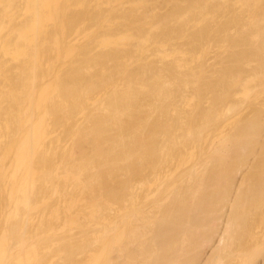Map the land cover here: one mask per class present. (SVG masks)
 Returning <instances> with one entry per match:
<instances>
[{"label": "bare ground", "instance_id": "bare-ground-1", "mask_svg": "<svg viewBox=\"0 0 264 264\" xmlns=\"http://www.w3.org/2000/svg\"><path fill=\"white\" fill-rule=\"evenodd\" d=\"M169 1L170 0H168V3ZM172 1L174 0L170 1V5L171 3L173 5L174 2ZM206 1L207 3H205ZM214 1L211 2L210 0H191L189 2L188 0H186V2H189L191 6L187 11H189L191 14L192 12H194L199 17L198 18L195 15L196 18L194 17L195 19L193 20L192 15L194 13L191 15L192 18L190 16H187V14L184 15L185 13L182 15V13L186 10L182 9L183 5L180 8H177V6L175 5V8L177 9H174V6H172L173 9H170H172L173 12L171 11L167 15H161L159 12H153L154 9L151 8L152 5H150V2L148 0H0V264H112V259H116L115 257H117V255L115 257L111 256L114 250L118 249L115 248L116 246H123L124 244H128L129 240L127 239H130L129 236L131 234L133 236L139 235L136 238L133 237L135 238V240L141 237L143 239V236L146 235L147 230H151L153 228L152 226V228H150V224H148V226L146 223H149V220H151V217L154 214V212L152 214L151 212L154 210L153 207L156 204L150 206L153 208V210L152 208H149L151 214L150 215L148 214L149 212H146L148 211L147 206H149L147 205V203V209L145 208L146 210L143 211L142 205L145 204V200L153 197V200L151 201L156 203L158 199L160 200V198L167 196L165 198H167V201L169 199L170 205L172 204L171 202H175L176 198L174 199L173 196L171 197V199H174V201L169 198L170 195H172L170 191L173 187L170 188L169 193L166 191L168 187H171V185L166 187V185H169V183L164 181L167 179V181H169V179H171L170 177L168 178L169 172L164 170L167 173L166 177L163 172L162 176L165 175V177L167 178H165L164 180H162L160 177L161 173H156V171L158 172L159 169H161L165 160L168 159L167 157L172 156L170 154H175V151L177 150L174 149H180L178 152L182 154L185 153L184 155L180 154L182 155L180 159L181 164L185 165V160L188 162V164L191 163V168L186 167L188 168L189 173L184 171L182 174L188 173V176L189 174L192 175V172L197 174L199 172H197L198 169L200 170V178L202 176L201 180H203V177L205 180L207 178H205V176L207 174L208 176L211 174H209V172L205 173L207 172V170L205 171L204 168H209H207L208 165L204 167V164L202 163L206 160L201 159L205 154L206 158L208 159L205 161L206 165L208 164L206 162H210V158L215 159V153H218L217 155L220 156H216V160L219 158L221 162L222 159L228 157L227 160L229 162V156L224 153L225 149H236V151L232 150L233 153L237 152L238 154L240 152V154L242 155L244 153V156L246 155L245 157L248 158V153H245L246 150L257 149L258 147L259 149L263 148L264 143L258 147L255 145H260L259 141L261 139L264 141V0H219V2H221L218 5H215ZM166 2L167 0L165 1V5H167ZM210 2L213 3V5H215L216 7V13L212 12V15L211 11H213L215 7L213 6L212 9H207V6L210 5H208V3ZM127 3H129L130 5ZM175 3L178 4L177 2ZM193 3L194 5H196L194 6ZM232 3L233 5H231ZM182 4H185V2ZM204 6H206L205 8L207 10L211 11L205 13L206 9L204 8ZM228 6H230V9L228 11L232 13L227 14L228 12L226 8H228ZM231 6L233 7V9L231 8ZM159 7L156 8L160 9ZM166 7L168 8V6ZM166 7L164 9H166ZM210 7L211 5L209 6V8ZM124 9L126 10L123 11ZM187 11L186 13H188ZM166 12L168 13V11ZM158 14H160V16L157 17L156 15ZM172 16L174 17V19L171 18ZM182 16L185 18V21L190 19L187 21L189 24H191L189 21L193 20V23L197 19L198 21H196L193 25L196 24L195 26L198 27L195 29V26L192 27L189 25V27L188 23L184 22V20L182 19ZM185 16L189 18L186 19ZM219 16H222V20L227 18L228 21L224 22L229 25H231L230 22H235V27L234 25L230 27L236 28L237 26L238 32L236 31V33L238 35L234 34V36H237L238 38H234L233 35V38L229 37L230 35L227 34L228 32L226 33V25L224 24V22H222V20L218 19ZM175 18L177 22H173L177 25L175 24V28L173 29L172 27L174 26L171 27V24H174L172 23V20H175ZM230 19L232 21H230ZM116 20H118V22H116ZM166 20H170L171 24L170 22L168 24ZM202 21H206V23L201 25ZM216 23L218 25L215 26ZM123 24L125 28H121L123 27ZM116 25H119L118 27H120V29L116 28ZM218 26H220V30L217 28ZM170 28H172L174 32H172ZM190 28L194 29L193 33H191L192 30ZM222 28L224 29L222 30ZM188 30H190V33L187 32ZM158 33L160 35H158ZM179 33L182 34L181 36L179 35L180 38L182 37V42H185L184 35L188 33V37L191 34L190 39H188L190 41L188 42L186 40L189 45L188 43L186 44V42L183 44H179V42L181 43L180 39H178V43L177 41L175 42V39L178 36L176 35V37L174 34ZM71 34H74L73 38L71 37ZM161 35L163 37H161ZM212 36L213 38L215 37L220 40L219 46H214L212 49L218 48V51H220L219 49L224 47L223 49H225V52H228L227 49L229 48V53H226L228 55H226L225 52V55L222 53L223 49H221V54L214 49L216 51V56H220L218 58L215 57L217 58V61L219 60V63H214L215 67L213 66L214 69L212 68L214 71L210 68L212 74H214V79L213 77L209 76L210 70L208 71V67H206V63L209 62V58L208 61H205L204 63L205 56L208 57L206 55L207 52L210 51L211 46H213L214 44L213 40H218H215V38L213 39ZM208 38H211L213 40L208 42L206 41ZM204 39L208 43L205 44ZM78 40H82L83 43L81 41L80 43H78ZM210 42H212L213 44L211 45ZM217 43H215V45ZM224 44H226V46L228 45L229 47L225 48ZM251 62H254L252 63L254 65H252ZM250 64L253 67H251ZM208 65L210 67V64ZM247 66L253 69L248 70L249 68L247 69ZM188 86H191L195 89H189L191 91L193 90L197 93L200 91L198 93L200 94L198 95L199 97L195 95V93L191 94V91H189L188 93V88L185 89V87ZM202 87L203 90L205 89L206 93L208 91L206 89L208 88L211 94L215 93L214 99L213 97L209 98L210 101L211 99L215 100L211 101L213 102L212 107H210L211 105L209 104L210 109L206 108L208 107V105H206L205 109H203L204 107L201 106L205 99H207L206 101H208L209 97V95H205ZM210 87L214 90L216 88V91H212ZM228 87L231 88V90ZM181 88L187 90L188 95L190 94L189 97H187L188 95L186 91L183 94V89L181 90ZM178 90H181L180 92H182L181 94L183 96L179 94ZM228 91H232L230 92V95ZM99 92L101 93V96L98 95ZM175 94L180 96V98L178 96L176 97ZM201 94L207 97H204L205 99H202L203 96ZM228 95L229 99L235 96L236 100L232 98L231 99L235 100L236 102L229 103L228 100L224 101L223 99L226 100L228 98ZM181 97L182 100H185V102L181 101L183 104L181 103L180 107H190L191 113L187 112L189 109L186 111V108L182 107L180 111L184 109L187 113L185 114V112L182 113L183 111H178V113L176 112L177 114L175 113L174 116L173 110L171 108H175L174 112L175 110L179 109H176L177 105L179 107V104L175 105V103H178L179 100L177 98L181 99ZM194 97L195 100L197 98H201L202 101L200 99H197L198 102L201 101V105L200 103H196L198 105L194 106L195 100L194 102L192 101ZM191 101L194 104H192ZM210 101L209 103H211ZM222 101L225 102L222 104H226L227 106L222 107V105L220 104ZM186 102H188L187 106L186 104H184ZM205 103L206 102H204V104ZM241 103L246 107L247 105L250 106L247 108L251 110L250 112H252V116L249 114V118H242V116H244V114H241V112L243 113V110L241 109L242 111L239 112L241 106L239 104ZM190 104H192V107L189 106ZM219 104L221 105L220 107L218 106ZM174 105L175 107H173ZM244 105L242 106L244 107ZM197 106L198 108L200 107L198 109L200 115L196 114V112H198L196 108ZM201 107L203 111H200ZM150 112H154V114L157 115V117L156 115H154V117L156 118L153 121H151L152 118H154L153 113L151 114ZM228 112H231L236 117H241L242 120L238 121L239 119L233 116V122L235 123V121H237L235 125L231 121H229L232 123L233 128L227 129L230 124L225 127L223 125H226V123H223V121H225V118L227 116L226 114ZM82 114L84 116L86 115V118H84ZM182 114H189L191 117H193L192 115L195 116L194 119L191 120V118L188 117L189 115H187L186 118ZM239 114H241V116ZM77 116L79 117V119L82 117V119H84L85 121L88 120L87 124L84 123L83 125L84 120L80 119L82 121L81 125V122L80 120H78ZM178 116L180 117V119L178 118ZM198 116H200L199 119H197ZM76 118L78 121H76ZM149 118H151V120ZM184 118L185 120H187L186 123L184 121ZM222 126L225 128H223ZM60 128L64 129L63 131H65V134L68 138L66 140V138L64 137L66 143L67 141L69 142L71 140L70 142L72 144L69 142V147H67L65 141L62 139V137L65 135H60L63 131L55 133V129L59 130ZM229 129L231 130V132L233 130H236L237 133L236 131L229 133ZM60 138L62 139L66 147L63 145V142H61ZM207 141L211 143L208 146L209 148L212 149L213 146L212 151L218 149L217 151H215L212 157L207 156L209 148L205 147L207 144H203ZM202 145L204 146L203 148ZM204 148H206L207 152L203 151ZM199 149H202L204 153L206 152L205 154L203 153V155L200 154V151V153L198 152V154H200L199 158L202 155V157L200 158L202 162H200V159L196 157L197 151L195 150ZM219 149L224 150L222 153L227 156L219 153ZM74 151H77V154H74ZM227 151L230 152L231 150ZM249 152L252 153L251 151ZM254 152L255 151L253 150V153ZM211 153L209 154L211 155ZM250 153L249 158L251 155ZM228 154L231 155V153ZM260 154L261 153H258V156ZM263 154L261 156H264ZM180 155L177 156L176 154L177 157L174 155L177 158L176 161H179L178 157L180 158ZM242 155H240L241 158L243 157ZM254 155L256 156V154ZM171 159L173 158L171 157ZM188 159H192V161L193 159L194 161H199L200 163L197 161L196 162L202 164V166H199H201V168L204 167L202 170L205 172H202L201 168L196 169L195 166H198L196 165L197 163L194 162V164L192 161L189 162ZM236 159L237 160L235 161L233 156V160L235 161V163L227 164L226 166L230 165L231 168L234 167L235 169L237 165L236 162H239L243 159L244 161H246L245 158L238 160L237 157ZM233 160H230V162H232ZM168 161L170 162V160H167V162ZM223 161L225 162V160ZM212 162H214V160L210 163ZM224 162L221 163L222 165L224 164L223 167H225L226 163ZM177 163L178 162H176V164ZM210 163L209 165H211ZM218 163L219 161L214 164ZM121 164L122 166L120 167L119 165ZM233 164H235V166H233ZM242 164L240 165L243 167ZM164 165L163 169L166 166ZM220 165L218 164L217 167L219 166V168H222V170H224ZM262 165L264 166L263 163ZM97 166L102 169V172L101 169ZM145 166L149 167V169L153 171L152 173L155 172V176H159V179L157 177V179L154 178V174L151 177L156 179V181L161 179L164 182L160 183L159 181H157V185V182H155L154 180L150 181L155 183H150L149 180L146 181V178L143 177L145 179H143L144 181L142 180V178L136 179L141 180L138 184L143 185L144 182H146V185L144 184L145 186H147V184L149 183L151 185L154 184L153 186H155L156 184L157 187H160L156 188V192H162L161 187L164 186L165 188L162 187L164 189L163 192H160L158 194L164 195L165 192V196L158 195V198L155 197L153 195L155 193L153 186L149 184V186H151L154 190V193L152 194L149 190L150 188H147L146 191V187L143 188L144 185L140 187V185L137 184V182L139 181H136L135 177L134 180L139 186H136V188L145 189L148 194L151 193L153 195L152 197H150L151 195H147L148 198L144 199L145 197H147L145 195L147 193H145L144 191V195L140 194L142 196V198L140 197V199H142L143 201V203H141L142 205H140V202H138V200H141L139 198L136 199V197L139 196V193L135 194L136 190L132 191L135 189V186L134 188H132L133 185H131L132 187H129L130 183L132 182H129V180H133V177H131V179L129 177V180L127 178L122 179V181L124 180L125 183V186H123V188L126 187L127 190L129 189V191H131L130 193L124 188V191H127L126 193L128 196H125L126 193H123L125 197L122 195V191L120 190L122 189V185H120L121 188L119 190L116 189L117 193H115V191L114 193L112 192L114 188L112 185L114 184L111 183L110 185L113 188L111 190L109 189L110 191H107L108 188L106 189L105 185L102 186L104 189H100L103 183L101 182V180H104L106 178L110 179V176H112V178H115V176L118 175L119 172L124 174L122 170L125 171L128 176H135L136 174H139L142 167ZM244 166H246V164ZM94 167L100 169L101 174L99 173V171H96L98 172L97 175L95 171H93L95 174H91V171L94 170ZM186 168L184 167V169ZM255 168L252 169L254 170ZM263 168L264 167H262L261 169L263 170ZM190 169L193 170L191 171V173ZM210 169L211 168H209V170ZM257 169H259V167ZM150 170L147 169L146 171L151 172ZM221 171L218 170V175L216 174L218 172L216 171L215 173L214 171V175L216 174L215 176L218 178V181L226 178H223V176L221 178L219 176L226 172ZM232 171L235 172V170ZM232 171L229 172L231 173ZM149 172L148 175L150 174ZM171 172H173V170H171ZM220 172L222 174H220ZM263 172L261 173V175H264ZM201 173H203V175ZM182 174L181 177H184L185 174L183 176ZM195 174L192 176L196 178L197 175L195 176ZM226 174L228 175V173ZM124 175L127 177L126 174ZM124 175L120 174L119 180L121 176L122 178H124ZM148 175L146 174V176H143L148 177ZM251 175V179L255 177L254 175L253 177ZM103 176L105 177L102 179ZM174 176L175 175H173V177ZM194 177L192 179H195ZM210 177L212 178L213 176ZM250 177L249 180H251ZM261 177H263L262 179H264V176ZM112 178L111 181H113V183L118 179L117 178L114 181V179ZM148 178L150 179V177ZM173 179H171L169 182L172 181V183H174L173 185L175 186V182H173ZM207 179H209V177ZM213 180L210 183L213 184L214 182L213 186L215 188H218L217 185L215 186L217 180ZM186 181H188L187 178L185 182ZM85 182L88 183L87 187H84L86 186ZM118 182L120 183V181ZM128 182L129 184H126ZM69 183L72 185V189L67 185ZM163 183L167 184L164 185ZM106 185L109 184H107L106 182ZM258 185H260L259 182ZM263 185L261 186L263 187ZM118 186L119 184H117V187ZM178 186H181V184ZM68 187L71 189L72 195H70V191L69 193L66 192V189ZM82 187H84V191L86 190L84 193L79 191ZM88 187H90V190L91 187H94L95 189L99 187V189H97V193H106L104 194V197L99 198L100 201H104L107 196L108 198H106V204L101 202L103 204L102 205L101 203L99 204L92 200L88 201L87 197L90 196L88 194V196L86 197L88 202L82 204L83 206L81 207L80 211H78L77 215H75L74 213L79 210L78 207L81 206L80 203L83 201L81 199L82 196H85L84 194L90 191ZM105 189L106 192L103 191ZM142 189H139L137 191H141ZM92 191L96 190L92 189ZM172 191L174 192L176 190L173 189ZM211 191L213 190L211 189ZM214 191L216 190L214 189ZM166 192L169 196L166 195ZM198 192L196 191V194H194L198 196ZM232 192L233 191H231V193ZM95 193L96 192H94V194ZM97 193L95 195L99 196L100 194L97 195ZM179 193L180 192L175 194L173 193L174 197H176ZM210 193L213 194V192ZM66 194L67 196H69V198L72 196L69 199L70 201L67 200L69 201L68 204L65 201L67 197ZM222 194L221 196H223ZM95 195H93L95 197V200H98ZM113 196H116L115 201H117L116 198H118V201H123V199L125 201L127 197L126 201H129L127 202L128 204L130 203V211H126L128 209V204H123L124 207L127 205V209H125L126 207L124 208L122 206V208L126 212L123 213V216L120 215L122 212H120L119 210L123 209H120V206L118 208V204L121 205V203H123L124 201L115 203V201L112 200L111 202H109L110 199H112L111 197ZM207 196H209V194ZM52 197H54L57 201H53V203L50 204V202L53 200ZM200 197H202V195ZM200 197L198 196V199H196L199 200ZM50 198H52V200ZM62 198H65V200H62ZM180 199V201H182L181 197ZM38 200L43 204L40 205V202ZM244 200L245 199H243V201ZM62 201H64L67 205H65V203ZM160 201L161 202H159L158 204L159 206L157 205L158 207L155 206V208L156 210H158L157 208H160L161 211L162 202L163 204L165 203V205L168 203L164 202L166 201V199L164 201L161 199ZM193 202H196L195 199ZM111 203L117 205V208L119 209L117 210L115 206V209L117 211L114 210L116 212L114 213V215H116L119 211V214H117V216L118 220L120 221L117 220L118 222L113 220V218L115 217V219H117V216L112 218V216L110 215V218L112 220L110 218H106L107 214H110V212L108 211L114 208V205H112ZM192 203H190V205ZM61 204H63V206ZM148 204L152 203L149 202ZM184 205L182 206L183 208ZM59 206H61V208ZM177 206H179V204ZM258 206L260 209L261 206ZM165 207H169L171 208V210L172 208H174L170 207L169 205H166ZM193 207L194 206H192V209ZM199 207L201 206H198L197 208ZM204 207H206V205ZM74 208L75 212H72ZM208 208H210V206ZM176 209L177 208H175V210ZM187 209L184 208L183 210L185 211ZM219 209L217 211H219ZM169 210L168 213L166 212L162 215L164 218L160 217V219H168L166 215L169 214ZM183 210H181V212ZM59 211H61V213ZM63 211H65L64 213L68 215L67 218L65 214L63 215ZM213 211L216 210L214 209ZM171 212H173V210ZM190 212L188 211L184 214H186V216L188 217V213ZM206 212L207 211L205 210V213ZM46 213L47 215L50 214L49 217L46 216ZM174 213L176 212L174 211ZM147 214L150 216V218H146L148 217ZM171 214L173 213H170L169 215ZM182 214L180 215L181 217ZM184 214L183 216H185ZM70 215L73 216L69 217ZM125 215H127L126 218H124ZM156 215L154 216V221L159 220V217H157ZM207 215L208 212L206 215L202 214V216L204 217H206ZM243 215L242 217L244 218ZM62 216H65V218ZM186 216L185 220H187V224L188 218ZM202 216L199 218L197 217L198 219H195L196 222H199L198 220H200ZM155 217H157L158 220L155 219ZM174 217L176 218V216ZM238 217L236 218H241L240 216ZM142 218L149 219L148 222H146L147 220L144 221L143 219V222L145 223H143L142 226L149 227L147 229L145 227L146 233L143 236L142 234H140L141 232H145L143 227H140ZM173 219L171 221H173ZM214 219L216 218L214 217ZM181 220L179 219L178 221ZM189 220L192 221V217L191 219L189 218ZM235 220L236 222L238 221L237 219ZM213 221L214 220H212V222ZM127 222H129V224ZM136 222L137 224H131L132 227H130L129 229L130 223ZM152 222L153 220L150 221V223ZM201 222L197 224H200L201 226ZM186 224L184 225L186 226ZM167 225L171 224L168 223ZM230 225H234V222L233 224H229V226ZM173 227L174 229L176 228L175 226ZM226 227L228 228V226ZM139 228H141V230L143 229V231H139ZM159 228L162 230L161 227ZM195 228L197 229V227ZM229 228L233 229V226ZM154 229L156 230L155 227ZM150 230L148 231V233L150 232ZM181 230H183L182 227H180V231ZM192 230L194 231V228ZM227 230L225 231V233L227 232ZM229 231L231 232V229ZM138 232L140 233L138 234ZM184 232L186 233L185 230ZM245 232L247 233V231ZM188 233L190 234V232ZM235 233H238L237 230ZM160 235H162V233ZM188 236L189 235L183 237L185 238ZM192 237L190 236V239H192ZM237 237L239 236L237 235ZM161 238L165 240L162 236ZM230 238H232V236H230ZM142 239H140V241H142ZM153 241L152 244L155 243V241L154 243ZM185 241L187 242V239ZM132 243L133 242H131V244ZM141 243L142 242H140V244ZM144 243H146L145 246L147 245L145 247L142 243L143 245L141 247H145L144 252H142V249L139 251L144 253L143 255H145V257H152H144V259L141 254L140 256L143 258H141V260L143 261L153 258L154 252L156 254L157 251L155 249V245L157 243L153 246L152 244L148 245L147 242ZM259 243L253 245L255 251L261 248L259 247L261 246ZM98 244L99 247H97ZM170 245H167V248H170V251H172V247L174 246V244L171 243ZM128 246L130 247L131 245ZM164 246L165 245H163V247ZM122 249L125 250V247ZM122 249H120V252L123 253ZM163 249L165 250V248ZM163 249L161 250L163 251ZM219 249L217 252H219ZM165 251L169 250L166 249ZM140 252H138V256H136L135 253V256L137 258L140 257ZM173 252L174 251H172V253ZM83 253L86 254V258ZM213 253H215V256L217 257L216 252L213 251ZM80 254L83 255L79 258L85 259H78L77 257ZM219 254L220 253H218V256H220ZM212 255L213 254L211 253V256ZM135 256H131L133 258H131L133 261L136 259ZM166 256L167 255L164 256V260ZM211 256L210 259L212 260L214 256L213 258H211ZM245 257H242L240 260L238 259V263L240 261L239 264H247V262H245L246 259H244ZM129 258L124 259V257H122L121 259L128 264H132L129 263ZM159 258H163V256H159ZM159 258L157 260L158 263L154 262V258V260L151 259L154 262H152V264H162L163 262V264H176V257H171V259L169 256V260L167 259L168 262L162 260V263H159ZM220 258H215L216 262H214V260L211 263L222 264L223 261ZM226 258L228 257L226 256ZM77 259L79 261H77ZM131 259L130 262H132ZM228 261L226 263L230 264ZM178 262L181 263L182 261L180 262L178 260ZM127 263L123 262L122 264ZM139 264H141V262Z\"/></svg>", "mask_w": 264, "mask_h": 264}, {"label": "rangeland", "instance_id": "rangeland-1", "mask_svg": "<svg viewBox=\"0 0 264 264\" xmlns=\"http://www.w3.org/2000/svg\"><path fill=\"white\" fill-rule=\"evenodd\" d=\"M148 1L150 2L151 0H148ZM158 1H159V0H155V1L152 0V1L150 2V5H152L151 8L154 9L153 12H156V13L159 12L161 15H167V14H169V12L172 11L173 8H174V9H177V8L182 7V5H183L182 9H186V10H185V12L182 13V15L185 13L184 15L187 14V16H190L191 18H192V16H193V18H192L193 20H194L196 17H198L197 14H195L194 12L191 11L192 14L194 13V14L192 15L189 11H187V10L190 9L189 7H191L190 4H189V2H190L191 0H188L189 2H186V0H177V1L174 0V1H172V2H174L173 5H172V3H171V5L169 4L171 0L169 1V3H168V0H167V2H166L167 5H165V1H166V0H163V1L160 0L159 2H158ZM161 1H162V3H161ZM180 1H181V2H180ZM208 1H209V0H208ZM210 1L213 2L214 0H213V1L210 0ZM216 1H218V2H216ZM175 2H177L178 4H176ZM184 2H185V4H182V3H184ZM211 2L208 3V5H209V4L211 5V7L209 8V6H210V5H209V6H207V9H212L213 6L215 7V5L220 4L221 1L219 2V0H215V1H214V4H215V5H213V3H211ZM232 2H233V1H232ZM152 3H153L154 5L157 3L158 5L156 4L157 6L155 5V7H154V5H153ZM205 3H207V1H206ZM127 4H129V3H127ZM129 5H130V4H129ZM159 5H160V7H159ZM161 5H162V6H161ZM164 5H165V6H164ZM175 5L177 6V8H175V7H176ZM178 5H179V6H178ZM193 5H194V3H193ZM195 5H196V4H195ZM195 5H194V6H195ZM206 5H207V4H206ZM231 5H233V3H232ZM166 6H168V8H167ZM170 6H171V7H170ZM172 6H174V7L172 8ZM156 7H157V8L159 7L160 9H157ZM165 7H166V9H164ZM205 7H206V6H204V8H205ZM229 7H230V6H228V8H226V9H227V12H228V13L226 12L227 14L232 13V12L228 11V10L230 9ZM170 8H172V9H170ZM188 8H189V9H188ZM231 8L233 9L232 6H231ZM128 9H129V8H128ZM155 9H156V10H155ZM161 9H162V10H161ZM167 9H170V10H167ZM205 9H206V8H205ZM207 9H206V10H207ZM220 9H221V8H220ZM125 10H126V9H124L123 11H125ZM157 10H159V11H157ZM163 10H164V11H165V10L168 11V13H167L166 11L164 12ZM206 10H205V13L208 12V11H211V10H207V11H206ZM215 10H216V7H215V9H214L213 11H211V15H212V12L216 13ZM221 10H222V9H221ZM162 11H163V12H162ZM186 11H187L188 13H186ZM172 12H173V11H172ZM165 13H166V14H165ZM189 13H190V14H189ZM217 13H218V12H217ZM160 14H158V15H156V16L158 17V16H160ZM154 15H155V14H154ZM191 15H192V16H191ZM195 15H196V17H195ZM213 15H215V14H213ZM231 15H232V14H231ZM231 15H229V16H231ZM156 16H155V17H156ZM155 17H154V18H155ZM185 17H186V16H185ZM194 17H195V18H194ZM154 18H153V19H154ZM171 18L174 19L173 16H172ZM187 18H189V17H186V19H187ZM198 18H199V17H198ZM221 18H222V16H221V17L219 16L218 19L222 20ZM182 19L184 20V22H187L188 20H190V19H188V20L185 21V18H184L183 16H182ZM223 19H224V18H223ZM228 19H229V18H228ZM193 20H192V21H193ZM166 21H167V20H166ZM173 21H174V22H177L176 18H175V20H172V23H174ZM192 21H189L191 24H189V23L187 22V23H188V26H189V25L192 26V27L195 26L196 24H195V25H193V24H194L196 21H198V20L196 19L193 23H192ZM224 21L227 22V21H228L227 18H225L224 20H222V22H224ZM230 21H232V20L230 19ZM230 21H229V22H230ZM116 22H118V20H116ZM137 22H139V21H137ZM137 22H135V23H137ZM167 22H168V24H169V22H170V24H171V21H170V20H168ZM222 22H221V24H222ZM225 22H224V24L226 25L225 27H226V29H227V31H226V30H225V31H226V33L228 32L227 34L230 35L229 37H232V38H233L234 34H235V35H238V34L236 33V31L238 32V30H237V26H236V28L230 27V26H233V25L235 24V22H232L233 24L230 22L231 25H229V24H227V23H225ZM132 23H133V22H132ZM204 23H206V21H205V22L202 21L201 25L204 24ZM217 23H218V22H217ZM217 23L215 24V26L218 25ZM138 24H139V23H138ZM168 24H166V25H168ZM175 24H176V23L171 24V27L174 26V27H172L173 29L175 28ZM120 25H121V24H120ZM127 25H128V24H127ZM176 25H177V24H176ZM201 25H200V26H201ZM118 26H119V25H116V28H119V29H120V27H118ZM121 26H122V25H121ZM190 26H189V27H190ZM127 27H128V26H127ZM129 27H130V26H129ZM169 27H170V25H169ZM189 27H188V28H189ZM197 27H198V26H197ZM197 27L195 26L194 29L197 28ZM227 27H228V28H227ZM234 27H235V25H234ZM121 28H125L124 24H123V27H121ZM172 28H170V29L172 30V32H174V30H173ZM217 28L220 30V26H218ZM229 28L231 29V31H230ZM232 28H233L234 30H233ZM190 29H191V28H190ZM194 29H193V28L191 29V30H192L191 33H193V30H194ZM223 29H224V28H222V30H223ZM228 29H229V31H228ZM232 30H233L234 32H233ZM189 31H190V30H188L187 32L190 33ZM230 32H232L233 34L230 33ZM170 33H171V32H170ZM188 33H187L186 35H184V39H185V40H184V39H183V40H184L185 42H186V40H187L188 42L190 41V40H188V39H190V37H191L190 35H191V34L187 37ZM221 34H222V33H221ZM71 35H72L71 37L73 38V37H74V36H73L74 34H71ZM158 35H160V34L158 33ZM174 35H175V36H176V35L178 36V37L176 36L177 38L175 39V42L177 41V43H178V39H180V41L182 40V39H181L182 37H181V38L179 37V35L181 36L182 34L179 33V34H174ZM232 35H233V36H232ZM213 36H215V35H213ZM213 36H212V38H213ZM161 37H163V36L161 35ZM185 37H187V38H185ZM210 37H211V36H210ZM236 37H237V36H234V38H236ZM174 38H175V37H174ZM214 38H215V37H214ZM214 38H213V39H214ZM237 38H238V37H237ZM161 39H162V38H161ZM205 39H206V38H205ZM205 39H204L205 44L208 43L209 41H212V40H213V39H211V38H210V39L208 38L209 40L207 39L206 41H208V42H206ZM217 39H218V38H215V40H217ZM82 40H83V39H82ZM82 40H80V41L82 42ZM218 40H219V39H218ZM218 40H217V41H214V40H213L214 44H213L212 42H210L211 45L213 44V46H211V49H212L214 46H219L220 40H219V41H218ZM78 41H79V40H78ZM78 41H77V42H78ZM80 41H79L78 43H80ZM185 42H182V41H181V43L179 42V44H183V43H185ZM188 42H186V44H187ZM217 42H218V43H217ZM82 43H83V42H82ZM215 43H217V44L215 45ZM186 44H185V45H186ZM188 45H189V43H188ZM224 46H225V48H228V47H229L228 45L226 46V44H224ZM223 48H224V47H223ZM223 48H221V49H223ZM211 49H210L211 53H210V51L207 52L206 55H207L208 57L205 56V60H204V63H205V61L207 62V61H208V58H209V62L206 63V64H207V65L210 64V67H209V65L207 66V65L205 64L206 67H208V71L210 70V68H211V70L214 69L215 64H216V63H219V62H218L219 60L217 61V58L220 57V56L217 57L216 54H215L216 51H218V48H214L216 51H215L214 49H212V50H211ZM221 49H219L220 51H218V52H220V54H221V51H222ZM228 49H229V48H228ZM228 49H227L228 52H225V49H223L222 53H223V54H224V52H225V54H226V53H229V50H228ZM213 51H215V52H213ZM212 52H213L214 54H213ZM209 53H210V55H209ZM225 54H224V55H225ZM218 55H219V53H218ZM226 55H228V54H226ZM213 57H214V58H213ZM215 57H217V58H215ZM214 61H215V62H214ZM216 61H217V62H216ZM214 63H215V64H214ZM252 63H254V62H251V64H252ZM212 64H213V65H212ZM251 64H250V66L253 67L252 65H254V64H252V65H251ZM205 65H204V66H205ZM213 66H214V67H213ZM248 66H249V65H248ZM248 66H247V69L249 68ZM254 67H255V66H254ZM212 68H213V69H212ZM250 69H251V68H249L248 70H250ZM252 69H253V68H252ZM252 69H251V70H252ZM211 70L209 71V76H210V77H213L214 74H212ZM213 71H214V70H213ZM248 72H249V71H248ZM213 79H214V77H213ZM213 79H211V80H213ZM256 83H257V82H256ZM190 87H191V86L185 87V89L188 88V93H189V91H191V90H189V89H194V88H192V87L190 88ZM210 88H211V87H210ZM228 88H229V87H228ZM182 89H183V88H181V90H182ZM185 89L182 90L183 94H184L185 91H186V93H187V90H185ZM211 89H212V91H214V92L216 91V88H215V90H214L213 88H211ZM229 89L231 90V88H229ZM181 90H178L179 94L182 93V92H180ZM194 90H195V89H194ZM202 90H203V87H202ZM206 90H208V91H207V93H208V92H209V88L206 89ZM203 91L205 92V89H204ZM203 91H202V92H203ZM178 92H177V93H178ZM191 92H192V93H191ZM191 92H190L191 94L195 93V95H197V96L200 95V94H198L200 91L197 93V92H194V91L192 90ZM202 92H201V93H202ZM204 92H203V93H204ZM230 92H232V91H228L229 95H230ZM186 93H185V94H186ZM188 93H187V95H188ZM196 93H197V94H196ZM203 93H202V94H203ZM207 93L205 92V95H209V97H208V101H206L207 99L204 98V97H207V96L201 94V95L203 96L202 99H205V100L203 101V103H202V105H201V101H202L201 98H199L201 101L198 102L199 99L196 97L198 100H197V99L195 100V97H194V99L192 100L193 102H194V100H195V105H194V106H196V105H198V104L200 103V105L204 107L203 109H205L206 105H208V107H206V108L208 109V108H209V104L211 105L210 107H212L213 102H211V101H215V100H212V99H211V101H210L209 98H212V97H213V99H214L215 93H213V94H211V92H209L208 94H207ZM97 94H98V93H97ZM97 94H96V95H97ZM98 95L101 96V93L99 92ZM98 95H97V96H98ZM181 95H182V94H181ZM187 95H186V96H187ZM189 95H190V94H189ZM189 95H188L187 97H189ZM229 95H228V98H227L226 100H225V99H223V100H224V101H227V100H228L229 103H231V102H232V103H233V102H236V101H235V100H236V99H235V96H234V97H231L232 99H235V100H232L231 98L229 99ZM235 95H236V94H235ZM237 95H238V94H237ZM175 96L177 97L178 95L175 94ZM182 96H183V95H182ZM191 96H192V95H191ZM178 97L180 98V96H178ZM192 97H193V96H192ZM198 97H199V96H198ZM200 97H201V96H200ZM179 98H177V99L179 100V102H178V103H175V105L179 104V107H178V105H177V108H176V109H178V108H179V109H178V110H175V112H174V109H175V108H174V109L171 108V109L173 110L174 116H175V113H176V112L178 113V111H179V112H182V111H183L182 113L185 112L184 109H183L182 111H180V110L182 109V107H183V106L180 107V106H181V103H182V102H185V100L183 99V100H184V101H183V100H182V97H181V99H179ZM178 100H177V101H178ZM231 100H232V101H231ZM173 101H174V100H173ZM181 101H182V102H181ZM192 101H191V102H192ZM209 101H210L212 104L209 103ZM174 102H175V101H174ZM193 102H192V104H194ZM204 102H206V103H208V104H206V103L204 104ZM228 102H227V104H228ZM187 103H188V102H186V103H184V104H186V106H187ZM196 103H198V104H196ZM222 103H225V102L222 101V102L220 103V104L222 105V107L227 106L226 104L223 105ZM182 104H183V103H182ZM192 104H190L189 106H191ZM214 104H215V102H214ZM220 104L218 105L219 107L221 106ZM245 104H247V103H245ZM175 105H174L173 107H175ZM204 105H205V106H204ZM239 105L242 106V105H244V104L241 103V104H239ZM241 106H240V110H239V112L243 110V113L241 112V114H244V116H242V118H244V117L249 118V116L252 114V112H250L251 110H250L249 108H247V107H250V106H249V105H247V107H246L245 105H244V107H243V106L241 107ZM191 107H192V106H191ZM214 107H215V106H214ZM238 107H239V106H238ZM238 107H237V108H238ZM183 108H186V111L189 109L187 112H190V107L188 108V107H185V106H184ZM196 108H197V111H198V112L195 111L196 114H197V115H198V114L200 115L199 110H198L200 107L198 108V106H197ZM207 109H206V110H207ZM209 109H210V108H209ZM241 109H242V110H241ZM201 110H202V107H201L200 111H201ZM252 110H253V108H252ZM202 111H203V110H202ZM102 112H105V111H102ZM187 112H185V114H186ZM150 113H151V114L153 113V117H154V115H156V114H154V112H150ZM177 113H176V114H177ZM190 113H191V112H190ZM190 113H189V114H190ZM80 114H81V113H80ZM86 114H87V113H86ZM185 114H182V115H183L184 117L187 118V115H189V114H187V115H185ZM241 114H239V115L241 116ZM249 114H250V115H249ZM77 115H78V114H77ZM170 115H171V114H170ZM197 115H196V116H197ZM226 115H227V116H226V118H225V121H223V123L225 122L226 125H223V123H222V125L226 127V126H228V125L230 124L229 127H227V129H228V128H233V127H232V123L235 125V123H236V121H237V120H236L235 123L233 122V116H234V114H232L231 112H228ZM231 115H232V116H231ZM245 115H246V116H245ZM247 115H248V116H247ZM80 116H81V115H80ZM82 116H84V115L82 114ZM192 116H193V117H191V116L189 115L188 117H190L191 120H192V119H194V116H195V115H192ZM251 116H252V115H251ZM77 117H78V116H77ZM148 117H149V116H148ZM156 117H157V115H156ZM156 117L152 118V115H151L152 120H151V118H149V119H150L151 121H153ZM229 117H230V119H229ZM234 117H236V116H234ZM238 117H239V116H238ZM238 117H236L237 119H239L238 121L242 120L241 117H239V118H238ZM84 118H86V115L84 116ZM178 118L180 119L179 116H178ZM196 118H197V117H196ZM199 118H200V116H198L197 119H199ZM236 118H235V119H236ZM80 119H81V120H84V119H82V117H81ZM80 119H79V117H78V120H80ZM244 119H245V118H244ZM78 120H77V118H76V121H78ZM81 120H80L81 123H80V122H78V123H80V124L82 125V121H81ZM87 121H88V120H86V121L84 120L83 125H84V123L87 124ZM184 121H185V123H186L187 120H185V118H184ZM229 121H231L232 123L229 122ZM227 122H229V123H227ZM237 123H238V122H237ZM80 124H79V125H80ZM81 125H80V126H81ZM223 126H222V127H223ZM230 126H231V127H230ZM225 127H223V128H225ZM234 127H235V126H234ZM55 130H56L55 133H56V132L58 133V132L63 131L64 129L60 128L59 130H58V129H55ZM229 130H230V129H229ZM229 130H228L229 133H232V132H235V131H236V130L234 131V130L232 129L233 131L231 132V130H230V131H229ZM55 133H54V134H55ZM61 133H62V134H60V135H65V136L62 137V139L64 140V139L66 138V140H67L68 138H67V136H66V134H65V131H63V132H61ZM236 133H237V131H236ZM236 133H235V134H236ZM60 135H59V136H60ZM57 136H58V134H57ZM60 137H61V136H60ZM64 137H65V138H64ZM164 138H165V137H164ZM164 138H163V139H164ZM62 139L60 138L61 142H63ZM69 140H70V139H69ZM165 140H166V139H165ZM211 140H212V138H211ZM259 140H260V139H259ZM259 140H257V141H259ZM64 141H65V140H64ZM70 141H71V140H70ZM70 141H69V142H70ZM261 141H263V140L261 139V140L259 141V144H260V145L256 144L255 146H257V147H258V146H261V144L264 143V141H263V142H261ZM69 142L67 141V143H66V141H65L67 147L70 146V143H71V142H70V143H69ZM68 143H69V144H68ZM71 144H72V143H71ZM203 144H204V145L207 144L205 147H208L209 144H211V143H209V141H207L206 143H203ZM63 145L66 147V145L64 144V142H63ZM68 145H69V146H68ZM64 146H63V147H64ZM191 146H192V145H191ZM192 147H193V146H192ZM203 147H204V146L202 145V148H203ZM208 148H209V147H208ZM216 148H217V147H216ZM253 148H256V147H253ZM263 148H264V146H263ZM263 148L259 149V147H258L257 149H253V150L255 151L254 153H253V150H252V149H251V150H250V149H249V150H246L245 153H248V154H247L248 158L245 157L246 155L244 156V153H243V155L240 154V152L238 153L239 155L237 154V152H234V153H233V151H236V149H225V152H224V153L227 154V155L229 156V159H230V160H233V156H234L235 161L237 160V159H236L237 157H238V160L243 159V158H245V159L247 158V159H246L247 162L244 161V159L241 160L242 162L239 161L240 164H242L243 161H244V163L242 164L243 167L239 164V162H236L237 165H238V167H239V168H238L237 165H236L237 169H236V167H235V169H234V167L231 168L230 165L226 166L227 164L235 163L234 160H233L234 162H233V161L230 162V160H229V162H228V160H227L228 157H227V158H224V157H223L224 159H222L221 162H220L219 158L216 160V158H217V157H220V156L217 155L218 153H217V154L215 153V151H217L218 149L212 151V150H213V146H212V149H211V148L208 149V150H209V151H208V154L212 152L211 155H210V154H209V155L207 154V156H208V157H212L213 154L215 153V155H214V156H215V159H213V158H210V159H209L210 162L213 161V160H214V162H212V163H210V162H206V163H208V164H206V165H205V161L208 160V159L206 158V154H205V153L207 152L206 148L203 149V151H206L205 153L202 151V149L195 150V151H197V156H196V157H197L198 159H200V158L202 157L203 153L205 154V155H204L205 157L203 156L201 159H203V160L206 159V160L202 162L201 159H200L199 161L202 162V163L204 164V165H203L204 167H206V166L208 165L207 168H208V167L211 168L210 170H209V168H208V169H206V168H204V167L201 168L202 164H199V163H200L199 161H197V160L194 161V159H193V161H192V159H191V160L188 159L189 162H190V161H192L193 163H194V162H195V163L199 162V163L196 164V165H198V166H195V165H194V166L196 167V169H197V168H199V169L201 168V170H202V169L204 168L205 171L207 170V172H205V171H203V170H202V172H205V173H208V172H209V174L211 173L209 176H208V174L205 176V178H206V177H207V178L209 177L210 180L207 179V178L204 180V177H203V180H204L205 182H204L203 180H201V179H202V176H201V178H200V174H199L200 170H198V169H197V172L199 171L198 173H197L196 170L194 169L195 172H196L197 174H195V173L192 172V175H194V174H195V176L197 175L196 178H195L194 176H192L191 174H189V176H188V173H189V172H188V168L191 166V163L188 164V162L185 160V162H184L185 165H184V164H181V163H180V162H181L180 159H181L182 155H184L185 153L182 154V153L178 152L180 149H174V150H177V151H175V154H170V155H172V156L167 157V158H168L167 160H170V162H171V160H172L171 164H170L169 161L167 162V160H165V162L163 163V165H164V164L166 165V166L164 165V166L166 167V169H165V167H164V169H163V165H162V167H161L162 170L159 169L158 172L156 171L157 174L161 173L160 177H161L162 180H164V179L167 177V175H166L167 173H166L164 170H166V171L169 172V176H168V178L170 177L171 179H173V178L175 179V181H174V179H173V182H175V186L173 185L174 183H172V181L169 182L171 179H169V181H167V180H168L167 178H166L167 180H164V181H166L167 183H169V185H168L167 183H166L167 185L163 183L164 185H166V187L171 185V187H168L169 189L167 188V190H166L168 193H169L170 188H172V187H173L172 190H173V189L176 190V191H174V192H173L172 190H171L172 192L170 191V193H171L172 195H170L169 198L171 199V197L173 196L174 199L176 198V199H175V202L177 201L176 203H175V202H174V203L171 202V203H172L171 205H170V203H169V199H168V201H167V198H165V197H167V196H165V192H164V195L158 194V193L161 192V191H159L158 189H157V190H158L159 192H156V188L159 187V186L157 187V185H158V182H157V181H159L160 183H162V182H164V181H162L161 179L156 181V179H157L159 176H157V175L155 176V174H154L155 172L152 173L153 171L150 170L149 167H147V166H145V167H146L148 170H150L151 172L146 171L147 169H146L145 167H142V169L144 168V169H146V170H144V169L142 170V169H141V171H140L139 174H136L135 176H134V175H133V176H132V175H131V176H130V175L128 176V174L125 173V171L122 170V172H124V174H126L127 177H126L123 173L119 172L118 175L115 176V178H112V176H110V179L106 178V179H104V180H101V182H103V183H102L100 189L103 188V187H102L103 185H105L106 189L108 188L107 191H110V190L114 187V188H113V191H112L113 193H114V191H115V193H117V190H116V189L119 190V189L121 188L120 185H122V189H120V190L122 191V195H123V196H124L123 193H126L127 191L131 193V191H129V189L127 190L126 187H124V188H125L127 191H124L125 189L123 188V186H125V183H124V180L122 181V179H125V178L128 179L129 177H130V179H131V177H133V180H134V177H135V180L138 179V178H140V179L142 178V180H143L144 178H146V181H147V180H149V181H150V180H151V181L154 180L155 182H157V185L155 184L156 187L153 186L154 184H152V185L150 184V183H155V182H151V181H150L149 184H150L151 186H153V188H154V190H155V193L153 192L154 190H153V188H152L151 186H149V184H147L148 187L145 186V185H146V182H144L145 185L143 184V185H144L143 188L146 187V188H145L146 191H147V188H148V189L150 188L149 190L151 191L152 194L154 193L153 195H154L155 197H157L158 195L165 196V197L160 198V200L162 199V200L164 201V200L166 199V201H164V202L168 203V204H166V205H167V206L169 205L170 207H174V208H172L173 212H171V211H172L171 208H169V207L166 208V207H165V206H166L165 203L163 204V202H162V205H163V206L161 205V207H162V208H161V211H160V208H157L158 210H156L155 206L158 207V206H159L158 204H159V202H161V201L158 199V201H157L156 203L152 202L151 200H153V197H152L153 195H152L151 193L148 194V193L145 191V189H142V188H138V189H137V188H136V186L139 187L138 185H140V187L143 186L142 184H138V183H140V181H141L140 179H139V180H136V181H139V182H137L138 185L136 184V181H135V180L133 181L132 179H131V180L128 179L129 182L132 181V182H131L132 184L130 183V186H129V185H127V186L132 187L131 185H133L132 188H134V186H135V189L132 190V191H135V190H136V191H135L136 193H135V192H134V193H135V194H138V193H139V196H137L136 199H137V198L140 199V197L142 198L141 195L144 193V191H145V193H147V194H145L146 196H147V195H148V196L151 195L150 197H152V198H150V199L148 198V196L145 197L144 199H147V198H148V200H145L146 202H145L144 205L141 204V203H143L142 199H140L142 202L138 200V202H140L139 204L143 206V211L146 210V209L148 208V209H147L148 211H146V212H149L148 214H150L149 208H152V207H150V206H151V205L153 206V204H154V205L156 204V205L153 207L154 210H153V208H152L153 211L150 209V210L152 211L151 214L154 212V214H155V215L157 214L156 216L159 217V220H162V221H159L158 218L155 217V219L158 220V221L155 220V221H156V222H155V221H154V216H155L154 214H153V216L151 217V220L142 218V220H141L142 222L140 221V222H141L140 227L143 225V223H145V222H143V219H144V221L147 220L146 222H148V220H149V223H146V224H147V225L150 224V228L153 227L152 229H154V227H155L156 230L154 229V230H155V231H154V230H152V229H151V230L149 229L151 233H150V232L148 233L149 230H147V233H146L145 227H146V229L149 228V227L145 226V224H144L145 227H143V226H142V227H143V229L145 230V232H141V233L138 232V234L140 233V234H142V236L146 233V235H144L145 237L143 236V239H142V237L140 236L141 238H137V239L135 240V238L138 237L139 235L133 236V235L131 234V235L129 236L130 239H127V240H129V243H128V244H124L123 246H122V245L116 246L115 248H118V249H117V250L115 249L114 252L111 254L112 257H115V256L117 255V257H115L116 259H114V258L112 259V261L114 262V264H115V263H117V264H119V263L122 264L123 262H124V263H127V262H125V261H123V260L121 259L122 257H124V259H128V258L130 257V258H129V263H132V264H134V263H135V264H136V263L139 264L140 262H141V264H147V263H148V264H152V262H153L152 260L155 259L154 262H157L159 256H160V257L163 256V258H159V260H160L159 263H160V262L162 263V260L165 261V262H168V260H169V256H170V258H171V257H173V258L176 257V258H175V260H176V264L179 263L178 260H179L180 262L182 261V262L179 263V264H198V263H199V264H203V262H204V264H210L212 261L215 260V258L217 259V257L220 258V256H221L220 259L223 261L222 264H224V263H225V264H228V263H226L228 260H229L228 262H229L230 264H237V263H238V259L240 260L242 257H245V256H246L244 259H246L245 262H247V264H249V262H250V264H264V231H263V230H264V185H263L264 179H262L263 177H261V176H264V175H261V173L264 171V168H263V170L261 169L262 167H264V166L262 165V163L264 164V162H263V161H264V156H261V155L264 153V152H263V150H264ZM64 149H65V148H64ZM68 149H70V148H68ZM214 149H215V147H214ZM262 149H263V150H262ZM75 150H76V149H75ZM220 150H221V149H219V151H218L219 153H222V152L224 151V150H221V152H220ZM227 150H231V151L233 150V151H232V152H231V151L229 152V151H227ZM199 151H200L201 153H200ZM247 151H248V152H247ZM249 151H251L252 153H250ZM257 151H258V152H257ZM76 152H77V151H76ZM76 152L74 151V154H75ZM198 152H199L200 154H202L200 158H199L200 154H198ZM178 153H179V154H178ZM194 153H196V152H194ZM228 153H231V155L228 154ZM241 153H242V152H241ZM249 153L251 154V155H250V158H249ZM258 153H261V154L258 156ZM76 154H77V153H76ZM176 154H177V156L180 155V154H182V155H180V158L178 157V160H179V161H176V160H177V158H176V157H177ZM222 154H223V153H222ZM225 154H223V155H225ZM254 154H256V156H255ZM174 155H175L176 157H175ZM195 155H196V154H195ZM227 155H225V156H227ZM236 155H237V156H236ZM240 155H242L243 157L241 158ZM252 155H253V156H252ZM263 155H264V154H263ZM74 156H75V155H74ZM216 156H217V157H216ZM231 156H232V157H231ZM239 156H240V158H239ZM257 156H258V157H257ZM171 157H172L173 159H171ZM197 158H195V159H197ZM231 158H232V159H231ZM261 158H262V160H261ZM174 159H175V160H174ZM211 159H213V160H211ZM259 159H260V160H259ZM223 160H225L226 163H225ZM226 160H227V161H226ZM257 160H258L259 162H258ZM196 161H197V162H196ZM217 161H219V163H218L219 165H220L221 163H223V162L225 163V167H223L224 164H223V165H222V164L220 165L221 167H223L224 170H222V168H219V166L217 167L218 164H214V163H217ZM260 161H261V162H260ZM166 162H167V164H166ZM174 162H175V163H174ZM176 162H178V163L176 164ZM186 162H187V163H186ZM179 163H180L181 165H184V166H181ZM193 163H192V167H193ZM195 163H194V164H195ZM209 163H210L211 165H209ZM178 164H179V165H178ZM186 164H188V165H186ZM245 164H246V166H244ZM257 164H259L260 166L257 165ZM167 165H168V166H167ZM169 165H170V166H169ZM171 165H172V166H171ZM173 165H174V166L176 165V166L174 167ZM199 165H201V166H199ZM239 165H240V166H239ZM261 165H262V166H261ZM119 166L121 167L122 164L119 165ZM210 166H211V167H210ZM214 166H216V167H214ZM229 166H230V167H229ZM233 166H235V164H233ZM257 166L259 167V169H257V168H258ZM97 167L100 168L99 166H97ZM97 167H94V170L91 171V174L94 173L93 171H95V172H96V171H99V173L101 174L102 169L100 168V169H101V172H100V169H98ZM181 167H183V168H181ZM184 167H185V168L188 167V168H186L187 170L184 169ZM227 167H228V168H227ZM255 167H256V168H255ZM260 167H261V168H260ZM95 168H96V169H95ZM174 168H175V169H174ZM190 168H191V167H190ZM214 168H215V169H214ZM216 168H217V169H216ZM218 168H219V169H218ZM225 168H226V169H225ZM229 168H230V169H229ZM252 168H255L256 171H255V169L253 170ZM182 169H184V170H182ZM192 169H193V168H192ZM192 169H190V173H191V171H193ZM213 169H214V170H213ZM220 169H221L222 171H221ZM227 169H228V171H227ZM169 170H170V171H169ZM171 170H173V172H171ZM175 170H176V171H175ZM211 170L213 171V173H212ZM218 170L221 171V172H223V171L225 172V171H226V172L223 173V174L220 172V174H222V175H219L221 178H222V176H223V178L226 177V178L222 179L221 181L219 180L220 182L217 180L218 178L215 176L216 174H217V175L219 174ZM232 170H235V172L232 171ZM252 170H253V171H252ZM260 170H262V171H260ZM143 171H144V172H143ZM145 171H146V172H145ZM184 171H186V172H188V173H186V174L184 173L185 176H184V177H181V174H182ZM214 171H215V173H216V171H217L218 173H216V174L214 175ZM229 171H232V172L230 173ZM257 171H258V172H257ZM148 172L150 173V174H149L150 176L148 175ZM163 172H164V174L166 175V177H165V175L162 176V175H163ZM255 172H256V173H255ZM97 173H98V172H96V175H97ZM144 173H145V174H144ZM226 173H228V175H227ZM229 173H230V174H229ZM233 173H234V174H233ZM250 173H251V174L253 173V174L251 175ZM254 173H255V174H254ZM94 174H95V173H94ZM120 174H121V175H124L125 177L123 176L124 178H122V176H121V177H120V180H119V176H120ZM146 174L148 175V177H150V179H149L148 177H145ZM153 174H154V176H153ZM184 174H182V176H183ZM198 174H199V177H198ZM201 174L203 175V173H201ZM259 174H260L261 176H260ZM263 174H264V172H263ZM98 175H99V174H98ZM141 175H142V176H141ZM143 175H145V176H143ZM173 175H175V176L173 177ZM204 175H205V174H204ZM225 175H226V176H225ZM248 175H249V177H250V175H251L252 177H253V175H254L255 177L252 178L253 180H252L251 177H250L251 180H249ZM151 176H153L154 178H156V177H157V178L154 179V178L151 177ZM186 176H188L189 178L186 177ZM190 176H192V177H190ZM210 176H213L214 178H213V177L211 178ZM228 176H229V177H228ZM104 177H105V176H103L102 179H103ZM108 177H109V176H108ZM143 177H144V178H143ZM193 177L196 179V181H195V179H192ZM259 177H260V178H259ZM111 178L114 179V181H115L117 178H118V179L116 180V182L113 183V181H111ZM147 178H148V179H147ZM186 178L188 179V181L185 182ZM245 178H246V179H245ZM158 179H159V178H158ZM191 179H192V180H191ZM211 179H212V180H213V179H216V180H217V181L215 180V181L217 182V183H215V186L217 185L218 188H215V187L213 186V185H214V182H213V184L210 183V182H212ZM225 179H227V180H225ZM144 180H145V179H144ZM144 180H143V181H144ZM189 180H191V181H189ZM193 180H194V181H193ZM199 180H200V181H199ZM208 180H209V181H208ZM243 180H244V181H243ZM260 180H261V181H260ZM109 181H111V182H109ZM118 181H120V183H119ZM121 181H122V182H121ZM149 181H148V182H149ZM206 181H208V182H206ZM213 181H214V180H213ZM237 181H238L239 183H238ZM106 182H107V184H109V185H106ZM129 182L126 183V184H129ZM134 182H135V183H134ZM148 182H147V183H148ZM258 182H259L260 185H258ZM260 182H262V183H260ZM66 183H67V182H66ZM85 183H86V186H84V187H87L88 183H87V182H85ZM110 183H111V184H114V185H112L113 187H111ZM121 183H122V184H121ZM123 183H124V185H123ZM142 183H143V182H142ZM176 183H177V184H176ZM179 183L181 184V186H178V185H180ZM192 183H193V184H192ZM205 183H208V184H205ZM209 183H210V184H209ZM237 183H238L239 185H238ZM99 184H100V183H99ZM115 184H116V185H115ZM117 184H119V186H118L119 188L117 187ZM203 184H204L205 186H204ZM67 185H68L69 187H71V189L73 188L72 185H71L70 183L67 184ZM67 185H66V187H67ZM70 185H71V186H70ZM161 185H162V184H161ZM207 185H208V186H207ZM209 185H210V187H209ZM236 185H237V186H236ZM261 185H263V187H262ZM177 186L180 187V188H178ZM184 186H185V187H184ZM257 186H259V187H261V188H259V187H257ZM69 187L66 189V192L69 193V191H70V195H72V194H71V189H70ZM84 187H82V188H81L82 190L80 189L79 191L84 193V192L86 191V190H85V191L83 190ZM115 187H116V188H115ZM162 187H164V186H162ZM162 187H161V190H162V192H163L164 189H163ZM176 187H177L178 189H177ZM206 187H208V188H206ZM212 187H213V188H212ZM88 188H89V190H90V187H88ZM88 188H87V191H88ZM132 188H131V189H132ZM159 188H160V187H159ZM164 188H165V187H164ZM202 188H203L204 190H203ZM209 188H210V189H209ZM257 188H259V189H257ZM68 189H69V190H68ZM85 189H86V188H85ZM92 189H94V190H96V191H92ZM97 189H99V187H97ZM97 189H95L94 187H91V190L88 191V192H86L87 195H86V194H84L85 196H82V195H81V196H82L81 199H82L83 201L80 203L81 206L78 207L79 210H77V211L75 212V208H74L73 211H72V212H75V213H74L75 215H77V212L80 211L81 207L83 206L82 204H85V203H87L88 201H91V200H92V201H95V202H97V203H99V204H100L101 202H103V203L106 202V198H108L107 196H106L105 200H104V199H101V200H104V201H100V199H99L100 197H104V196H105L104 194H106V193L103 192L104 194H102V192H101L100 190H99V191H100L101 193H97V191H98ZM103 189H104V188H103ZM106 189L103 190V191L106 192ZM109 189H110V190H109ZM114 189H115V190H114ZM139 189H142L143 191H142V190H141V191H137V190H139ZM199 189H200V190H199ZM207 189H208V190H207ZM211 189H212L213 191H211ZM214 189H215L216 191H214ZM218 189H219V190H218ZM254 189H255V191H254ZM190 190H191V191H190ZM257 190H258V191H257ZM262 190H263V191H262ZM123 191H124V192H123ZM187 191H188V192H187ZM196 191H197V192H198V191L200 192V194H199V192H198V196H199V197L202 195V197H200L199 200H197V199H198V196L195 195V194H196ZM205 191H206V192H205ZM231 191H233V192L231 193ZM252 191H253V192H252ZM259 191H260V192H259ZM94 192H96L97 195H99V194H100V195L102 194V195H101V196H100V195H99V196H96V195H95L96 193L94 194ZM118 192H119V191H118ZM140 192H141V193H140ZM162 192H161V193H162ZM167 192H166V193H167ZM178 192H180V193H179L178 195L176 194L177 196L174 197V194H175V193H178ZM191 192H192V193H191ZM208 192H209V193H208ZM210 192H213V194L210 193ZM119 193H120V192H119ZM156 193H157V195H156ZM168 193H167L166 195H168ZM173 193H174V194H173ZM194 193H195V194H194ZM202 193H204V194H202ZM219 193H220V194H219ZM222 193H223V194H222ZM251 193H253V194H251ZM262 193H263V194H262ZM88 194H89L90 196H88ZM128 194H129V193H128ZM135 194H134V195H135ZM140 194H141V195H140ZM181 194H182V195H181ZM193 194H194V195H193ZM208 194H209V196L211 195L210 197L212 198V201H211V198H210L209 196H207ZM216 194H217V195H216ZM218 194H219V195H218ZM221 194H222L223 196H221ZM68 195H69V194H68ZM79 195H80V193H79ZM91 195H92V197H91ZM93 195H95V196L98 198V200H95V197H94ZM129 195H130V194H129ZM143 195H144V194H143ZM179 195H180V197L182 198V201H180L181 199H180ZM187 195H189V196H187ZM191 195H192V196H191ZM205 195H206V197H205ZM212 195H214V196H212ZM215 195H216V197H215ZM254 195H255V197H254ZM259 195H260L261 197H260ZM66 196H67V194H66ZM81 196H80V197H81ZM87 196H88L89 198H88ZM125 196H128L127 193L125 194ZM125 196H124V197H125ZM161 196H160V197H161ZM168 196H169V195H168ZM194 196H195V197H194ZM225 196H226V197H225ZM229 196H230V197H229ZM256 196H257V197H256ZM71 197H72V196H71ZM71 197H70V198H71ZM83 197H84V198H83ZM86 197H87L88 201H87ZM93 197H94V199H93ZM115 197H116V196H115ZM115 197H114V196L111 197L112 199H110L109 202H111L112 200L115 201ZM143 197H144V196H143ZM155 197H154V198H155ZM191 197H192V200H191ZM193 197H194V199H195L196 202L198 201V202H197L198 205H197L196 202H193V201H194ZM208 197H209V198H208ZM243 197H244V198H243ZM52 198H53V200H52ZM52 198H50V199L52 200L51 202L49 201L50 204H52L53 201H54V202L57 201V200H55L54 197H52ZM67 198H68V199H67ZM70 198H69V196H67V197H66V200H65V198H62V200H65V201L67 202V204H68L69 201H70V200H69ZM91 198H92V199H91ZM97 198H96V199H97ZM109 198H110V197H109ZM157 198H158V197H157ZM157 198H156V199H157ZM163 198H165V199H163ZM196 198H197V199H196ZM214 198H215V199H214ZM217 198H218V199H217ZM220 198H221V199H220ZM224 198H225V199H224ZM251 198H254V199H251ZM261 198H262V200H261ZM50 199H49V200H50ZM116 199H117V201H118V198H116ZM174 199H171V200L174 201ZM200 199H204V200H200ZM209 199H210V200H209ZM243 199H245V200L243 201ZM39 200H41V199H39ZM39 200H38V201H39ZM67 200H69V201H67ZM126 200H127V197H126L125 201H124V199H123V201L126 202V203H124L123 201H118V202L115 201V203L123 202V203H121V205L118 204V208H119V206H120V207H121L120 209H123V208H122V206L124 207L123 204H128L127 202H129V201H126ZM220 200H221V201H220ZM256 200H257V201H256ZM98 201H100V202H98ZM179 201H180V202H179ZM214 201H215V202H214ZM39 202H40V205L43 204L41 201H39ZM62 202H64V201H62ZM62 202H61V203H62ZM149 202H151L152 204H148ZM188 202H189V203H188ZM192 202H193V203H192ZM200 202H201V203H200ZM210 202H211V203H210ZM213 202H214V203H213ZM217 202H218V203H217ZM64 203H65V202H64ZM112 203H114V202H112ZM112 203H111V204H112ZM146 203H147V205H149V206H147ZM180 203H182V204H180ZM184 203H185V205H184ZM190 203H192V204L190 205ZM195 203H196V204H195ZM67 204L65 203V205H67ZM70 204H71V203H70ZM70 204H69V205H70ZM101 204H102V203H101ZM105 204H106V203H105ZM105 204H104V205H105ZM108 204H109V203H108ZM160 204H161V203H160ZM174 204H175V206H177V205L179 204V206L175 207ZM187 204H188V205H187ZM209 204H210V205H209ZM252 204H253V205H252ZM61 205L63 206V204H61ZM102 205H103V204H102ZM102 205H101V207H102ZM112 205H114V204H112ZM157 205H158V206H157ZM164 205H165V206H164ZM183 205H184V208H186V209H187V208H188V209L190 208V209H189V210L187 209V210L184 211V210H183L184 208L182 207ZM195 205H196V206H195ZM205 205H206V207H204ZM258 205L261 206L260 209H259V206H258ZM262 205H263V206H262ZM115 206H116V208H117V205H114V208L108 211V212H110V214L108 213V214H109V217H108V214H107V216H106L107 219H109L111 216H112V218L115 217V216H117V214H119V211L122 212V213L120 214V215H122V216H123V213H125L126 211H127V212L130 211V208H129V207H130V203H129V204H128V209H127V205L125 206L126 208L124 207L125 209H127L126 211H124V209H123V210H119V209L117 208V210H119V211L117 212L116 215H114V213H116V212L114 211V210H116V209H115ZM142 206H140V207H142ZM146 206H147V208H146ZM189 206H190V207H189ZM192 206H194L193 209H192ZM198 206H201L202 208H201V207L197 208ZM209 206H210V208H208ZM256 206H257V207H256ZM42 207H43V206H42ZM42 207H41V208H42ZM59 207L61 208V206H59ZM59 207H58V208H59ZM111 207H113V206H111ZM181 207H182V208H181ZM203 207H204V208H203ZM213 207H214V208H213ZM251 207H252V208H251ZM262 207H263V208H262ZM145 208H146V209H145ZM164 208H165V209H164ZM175 208H177V209L175 210ZM194 208L196 209V211H195ZM200 208H201V209H200ZM219 208H220V209H219ZM254 208H255V209H254ZM169 209H170V210H169ZM180 209L183 210V211L181 212ZM214 209H215L216 211H213ZM218 209H219V211H217ZM60 210H61V209H60ZM62 210H63V209H62ZM117 210H116V211H117ZM128 210H129V211H128ZM163 210H164V211H163ZM168 210H169V214H170V213H173V214H171V215L168 214V215H166V217H167L168 219H163L164 217H163L162 215L165 214L166 212L168 213ZM179 210H180V211H179ZM198 210H199L201 213H200ZM205 210L208 212V215H207L206 217L202 216V214H203V215H206V214H207V212L205 213ZM240 210H241V212H240ZM174 211H175L176 213H174ZM188 211H189V212L192 211L193 213L190 212L191 215H190V213H188L190 216L187 214V215H188V217H187L186 214H184V213H185V212H188ZM209 211H210V212H209ZM243 211H244V212H243ZM44 212H45V211H44ZM47 212H48V211H47ZM59 212L61 213V211H59ZM64 212H65V211H63V215L65 214V216H66V218H67L68 215H67L66 213H64ZM180 212H181V214L183 213V214L188 218V222H189L190 224H189L188 222H187V224H188L189 226L186 224V221H187V220H185V216H183V214H182V217H183V218L180 216V215H181ZM198 212H199V214H198ZM216 212H217V214H216ZM242 212H243V213H242ZM111 213H112V214H111ZM177 213H178V214H177ZM195 213H197V214H195ZM211 213H212V214H211ZM237 213H239V214H237ZM240 213H241V214H240ZM245 213H246V214H245ZM262 213H263V214H262ZM126 214H127V213H126ZM148 214H147L148 217H146V218H150V216H149ZM151 214H150V215H151ZM194 214H195V216H194ZM243 214H244V215H243ZM44 215H45V213H44ZM49 215H50V214L47 215V213H46V216H47V217H49ZM110 215H111V216H110ZM158 215H159V216H158ZM199 215H201L202 218L204 217L203 219L200 218V220H198L199 222L202 221V222H201V226H200V224H197V223H199V222H196V220H197L199 217H201V216H199ZM235 215H236V217L240 216L241 218L238 219L239 217L236 218ZM237 215H238V216H237ZM242 215L244 216V218L242 217ZM262 215H263V219H262ZM65 216H62V217L65 218ZM71 216H73V215H70L69 217H71ZM80 216H81V215H80ZM122 216H119V217H122ZM164 216H165V215H164ZM169 216H170V217H169ZM171 216H172V217H171ZM174 216H176V218H175ZM126 217H127V215H125L124 218H126ZM160 217H163V218L160 219ZM166 217H165V218H166ZM173 217H174V219H173ZM179 217H181L182 220L184 219L185 221H184V220L182 221L181 218H179ZM191 217H192V221L189 220V218L191 219ZM197 217H198V218H197ZM214 217H215L216 219H214ZM218 217H219V219H218ZM234 217H235V218H234ZM260 217H261V220H260ZM115 218H116V217H115ZM115 218H113V220L117 221V220H118V216H117V219H115ZM152 218H153V219H152ZM169 218H170V219H169ZM177 218H178V219H177ZM233 218H234V219H233ZM110 219H111V218H110ZM172 219H173V221H171ZM175 219H176V221H175ZM179 219H180L181 221H178ZM195 219H196V220H195ZM201 219H202V220H201ZM232 219H233V220H232ZM235 219H237L238 221L236 222ZM111 220H112V219H111ZM127 220H128V219H127ZM127 220H126V221H127ZM152 220H153V222L150 223V221H152ZM212 220H214V221L212 222ZM215 220H217V221H215ZM241 220H243V221H241ZM118 221H120V220H118ZM118 221H117V222H118ZM163 221H165V222H163ZM177 221H178V222H177ZM229 221H230L231 223H230ZM240 221H241V222H240ZM159 222H160V223H159ZM162 222H163V223H162ZM172 222H173V224H172ZM182 222H183V223H182ZM184 222H185V223H184ZM191 222H192V224H191ZM195 222H196V223H195ZM216 222H217V223H216ZM228 222H229V224H233V222H234V225H230V226H229ZM239 222H240V223H239ZM127 223L129 224V222H127ZM168 223H170L171 225H167ZM175 223H176V224H175ZM238 223H239V225H238ZM128 224H127V227H128ZM131 224H137V222H136V223H130L129 229H130V227H132ZM139 224H140V223H139ZM151 224H152V225H151ZM174 224H175V225H174ZM181 224H183V225H181ZM184 224H186V226H185ZM211 224H213V225H211ZM235 224H236V225H235ZM155 225H156V226L159 225V226L156 227ZM161 225H162V226H161ZM163 225H164L165 227H164ZM195 225H198V226H195ZM241 225H242L243 227H242ZM148 226H149V225H148ZM151 226H152V227H151ZM173 226H175L176 228L174 229ZM187 226H188L189 228H188ZM194 226L197 227V229H196ZM216 226H217V227H216ZM226 226H228V228H227ZM232 226H233V229H232V228H229V227H232ZM240 226H241V227H240ZM159 227H161L162 230H161ZM163 227H164V228H163ZM177 227H178V228H177ZM180 227H182L183 230L180 231ZM225 227H226V228H225ZM171 228H172V229H171ZM184 228H185V229H184ZM187 228H188V229H187ZM191 228H192V229L194 228V231H193ZM236 228H238V229H236ZM139 229H140L139 231H143V229H142V230H141V228H139ZM164 229H165V230H164ZM189 229H190V230H189ZM195 229H196V231H195ZM222 229H223V230H222ZM227 229H228V230H227ZM230 229H231V232H232L233 234L229 231ZM235 229L237 230L238 233H235V232H236ZM240 229H241L242 231H241ZM243 229H245V230H243ZM97 230H98V228H97ZM157 230H159V231H157ZM176 230H177V231H176ZM184 230L186 231V233L184 232ZM197 230H198V232H197ZM226 230H227V232L225 233ZM233 230H234V231H233ZM239 230H240L241 232H240ZM153 231H154V232H153ZM162 231H163V232H162ZM179 231H180L181 233H180ZM191 231H193V232H191ZM222 231H223V232H222ZM228 231H229V233H228ZM245 231H247V233H248V232H250V233L247 234ZM159 232H160V233H159ZM178 232H179L180 234H179ZM182 232H183V233H182ZM188 232H190V234H189ZM196 232H197V233H196ZM155 233H156V234H155ZM161 233H162V235H160ZM166 233H167V234H166ZM168 233H169V235H168ZM177 233H178V234H177ZM193 233H194V234H193ZM223 233H224V234H223ZM227 233H228V234H227ZM234 233H235V234H234ZM244 233H246V234H244ZM252 233H253V234H252ZM148 234H149V235H148ZM153 234H155L156 236L153 235ZM182 234H183V235H182ZM184 234H185V235H184ZM186 234L189 235V236L184 238L183 236H187ZM222 234H223V235H222ZM225 234H226V235H225ZM239 234H240V235H239ZM165 235H166V236H165ZM177 235H178V236H177ZM229 235L232 236L233 240H232V238H230ZM237 235H238L239 237H237ZM242 235H243V236H242ZM150 236H152V237H150ZM153 236H154V237H153ZM161 236H162L165 240H163V239L161 238ZM167 236H168V239H167ZM173 236H174L176 239H175ZM190 236H191V237L193 236L192 239H190ZM245 236H246V237H245ZM133 237H135V238H133ZM146 237H147V238H146ZM158 237H160V238H158ZM165 237H166V238H165ZM236 237H237V238H236ZM240 237H241V238H240ZM131 238H132V239H131ZM149 238H150V240H149ZM153 238H154V239H153ZM155 238H156L157 240H156ZM133 239H134L135 241H134ZM140 239H142V241H140ZM147 239L149 240V242H148ZM152 239L155 241V243H154V241H153ZM161 239H162V240H161ZM171 239H173V240H171ZM183 239H184V240H183ZM186 239H187V242L185 241ZM221 239H222V241H221ZM143 240H147V241H143ZM158 240H159V241H158ZM188 240H189V241H188ZM255 240H256V241H255ZM130 241L133 242V243L131 244ZM136 241H137L138 243H137ZM152 241H153L154 244L157 243V244L155 245V249L158 251V254H157V251L155 250L157 255L155 254V252H154V255L151 254V255H153V258H154V259L151 258L152 260H151V259H148V260L146 259V260H144V261L141 260L142 257H143V258L145 257V255H143L144 253H142V252H144V248L147 246V245L145 246L146 243H144V242H147V244L149 245V244H152ZM161 241H162V242H161ZM168 241H169V242H168ZM170 241H171V242H170ZM260 241H262V242H260ZM140 242H142V243L144 244L145 247H141L143 244H142V243L140 244ZM160 242H161V243H160ZM218 242H219V243H218ZM259 242H260V243H259ZM135 243H137L138 245L135 244ZM166 243H170V244L173 243V244H174V246L172 247V251H174L173 253H172V251H170V248H169V249L167 248V245H170V244H166ZM179 243H180V244H179ZM258 243L261 245V246H259V247H261V248H260L261 250L258 249L257 251H255L253 245H254V244H258ZM261 243H262V244H261ZM154 244H152V246H153ZM161 244H162V245H161ZM125 245H127V246H125ZM128 245H131V246L129 247ZM136 245H137V247H136ZM139 245H140V246H139ZM163 245H165V246L163 247ZM182 245H183V246H182ZM121 246H122V248L125 247V250H123V249L121 248ZM157 246H158V247H157ZM170 246H172V245H170ZM170 246H169V247H170ZM217 246H218V247H217ZM250 246H251V247H250ZM97 247H99V244L97 245ZM126 247H127V248H126ZM133 247H134V248H133ZM138 247H139V248H138ZM140 247H141V248H140ZM156 247H157V248H156ZM160 247H161V248H160ZM181 247H182V248H181ZM219 247H220V249H219ZM119 248L123 250V253L120 252L121 250H120ZM158 248H159V249H158ZM163 248H165V250H166V249L169 250L170 252H169V251H165ZM214 248H215V249H214ZM221 248H222V249H221ZM128 249H129V250H128ZM141 249L143 250L142 252L139 251V250H141ZM161 249H163V251H162ZM218 249H219V252H217ZM252 249H253V250H252ZM131 250H132L133 252H132ZM135 250H136V251H135ZM137 250H138V251H137ZM220 250H221V251H220ZM251 250H252V251H251ZM259 250H260V251H259ZM124 251H125V252H124ZM161 251H162V252H161ZM164 251H165V254H164ZM213 251L216 252L217 257L215 256V253H213ZM223 251H224V252H223ZM127 252H128V253H127ZM138 252H140L139 256L142 254V257H141V256L138 257V258L136 257V256H138ZM175 252H176V253H175ZM126 253H127V254H126ZM129 253H130V254H129ZM133 253H134V254H133ZM135 253H136V256H135ZM169 253H171V254H169ZM174 253H175V255H174ZM211 253L213 254L212 256H211ZM218 253H220V254H219L220 256H218ZM222 253H223V254H222ZM224 253H225V254L227 253V254L225 255ZM83 254H84V256L86 255L85 253H83ZM83 254H80L77 258L80 259V260H81V259H85L86 256H85V258H79V257H81ZM113 254H114V255H113ZM119 254H120V256H119ZM128 254H129V256H128ZM168 254H169V255H168ZM221 254H222V255H221ZM132 255L135 256V258H136L137 260L134 258L135 260L133 261V260H132L133 258L131 257ZM155 255H156V256H155ZM158 255H159V256H158ZM165 255H167V256L165 257V260H164V256H165ZM172 255H173V256H172ZM228 255H229V256H228ZM84 256H83V257H84ZM154 256H155V257H154ZM177 256H178V257H177ZM181 256H182V257H181ZM195 256H196L197 258H196ZM210 256H211V258H213V256H214V258L211 260V259H210ZM226 256H227L229 259L226 258ZM247 256H249V257H247ZM147 257H152V256H147ZM147 257H145V258H147ZM156 257H157V258H156ZM131 258H132V259H131ZM143 258H142V259H143ZM145 258H144V259H145ZM180 258H182V259H180ZM195 258H196V259H195ZM224 258H225L226 260H227V259H228V260L226 261ZM230 258H231V259H230ZM78 259H77V261H79ZM117 259H118V261H117ZM130 259L132 260V262H130ZM167 259H168V260H167ZM171 259H172V258H171ZM223 259H224V260H223ZM250 259H252V260H250ZM120 260H121V261H120ZM195 260H196V261H195ZM249 260H250V261H249ZM116 261H117V262H116ZM137 261H139V262H137ZM170 261H173V260H170ZM200 261H201V262H200ZM207 261H208V262H207ZM230 261H231V262H230ZM113 262H112V264H113ZM144 262H146V263H144ZM150 262H151V263H150ZM154 262H153V263H154ZM209 262H210V263H209ZM214 262H216V260H215ZM157 263H158V262H157ZM163 263H164V262H163ZM163 263H162V264H163ZM239 263H240V261H239ZM239 263H238V264H239ZM127 264H128V263H127ZM211 264H212V263H211ZM244 264H246V263H244Z\"/></svg>", "mask_w": 264, "mask_h": 264}]
</instances>
